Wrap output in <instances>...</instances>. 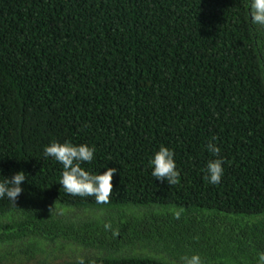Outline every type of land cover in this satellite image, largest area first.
I'll return each instance as SVG.
<instances>
[{"label":"trees","instance_id":"obj_1","mask_svg":"<svg viewBox=\"0 0 264 264\" xmlns=\"http://www.w3.org/2000/svg\"><path fill=\"white\" fill-rule=\"evenodd\" d=\"M249 3L0 0V174L27 176L0 199V264H257L264 24ZM52 141L94 146L86 170L117 168L107 203L64 191ZM161 144L174 184L148 166Z\"/></svg>","mask_w":264,"mask_h":264},{"label":"clouds","instance_id":"obj_2","mask_svg":"<svg viewBox=\"0 0 264 264\" xmlns=\"http://www.w3.org/2000/svg\"><path fill=\"white\" fill-rule=\"evenodd\" d=\"M250 18L253 23L264 24V0H250ZM206 150L212 158L205 163V178L210 184H218L224 174L223 159L220 158V147L210 140ZM96 149L88 144H74L71 141H52L43 148L45 158L62 165V172L58 183L64 191L73 196L95 197L97 203H107L113 190V176L117 168L104 167V171H91L82 164H91L95 158ZM148 166L155 180L174 184L179 176L176 166L175 152L168 146L161 144L149 157ZM0 199L7 198L16 203L24 191L23 182L27 176L23 170L14 172L10 177L0 174ZM187 264H200L199 257L193 255ZM257 264H264V252L257 256Z\"/></svg>","mask_w":264,"mask_h":264},{"label":"rangeland","instance_id":"obj_3","mask_svg":"<svg viewBox=\"0 0 264 264\" xmlns=\"http://www.w3.org/2000/svg\"><path fill=\"white\" fill-rule=\"evenodd\" d=\"M29 252H32V251L29 250Z\"/></svg>","mask_w":264,"mask_h":264}]
</instances>
